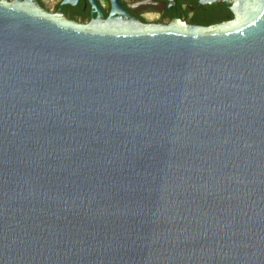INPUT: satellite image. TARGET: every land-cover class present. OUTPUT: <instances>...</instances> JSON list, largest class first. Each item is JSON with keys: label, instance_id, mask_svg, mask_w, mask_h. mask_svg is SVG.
Instances as JSON below:
<instances>
[{"label": "water", "instance_id": "obj_1", "mask_svg": "<svg viewBox=\"0 0 264 264\" xmlns=\"http://www.w3.org/2000/svg\"><path fill=\"white\" fill-rule=\"evenodd\" d=\"M90 2L0 1V264H264V0H199L215 27Z\"/></svg>", "mask_w": 264, "mask_h": 264}, {"label": "flooded vegetation", "instance_id": "obj_2", "mask_svg": "<svg viewBox=\"0 0 264 264\" xmlns=\"http://www.w3.org/2000/svg\"><path fill=\"white\" fill-rule=\"evenodd\" d=\"M37 1L50 14L63 16L80 25H89L98 16V12L94 10L90 0H79L76 5H64V0H52L53 4L45 0ZM118 2L124 11L148 26H168L181 21L189 25L215 27L232 22L235 18L230 10L231 4L228 6L224 3L222 7V4L219 3L223 2L206 6L201 5L199 0H118ZM96 3L107 20L112 11L110 0H96ZM220 5L221 7L218 8ZM229 13L232 14V18L226 19ZM221 19L223 21L215 22Z\"/></svg>", "mask_w": 264, "mask_h": 264}, {"label": "trees", "instance_id": "obj_3", "mask_svg": "<svg viewBox=\"0 0 264 264\" xmlns=\"http://www.w3.org/2000/svg\"><path fill=\"white\" fill-rule=\"evenodd\" d=\"M219 4H222V7L224 6V3H219ZM219 7H221V5L218 6V8H219ZM218 8H217V9H218ZM224 18H225V17H224ZM230 18H232V14H231V13H229V14L226 16V19H230ZM222 19H223V17H222ZM222 19H221V20H216V21L213 20V21H215V22H220V21H223ZM199 23H201V22H199ZM205 25H206V24H205Z\"/></svg>", "mask_w": 264, "mask_h": 264}, {"label": "rangeland", "instance_id": "obj_4", "mask_svg": "<svg viewBox=\"0 0 264 264\" xmlns=\"http://www.w3.org/2000/svg\"><path fill=\"white\" fill-rule=\"evenodd\" d=\"M10 1H11V0H10ZM45 1H47V2H49V3L51 2V4H53V1H52V0H45Z\"/></svg>", "mask_w": 264, "mask_h": 264}]
</instances>
